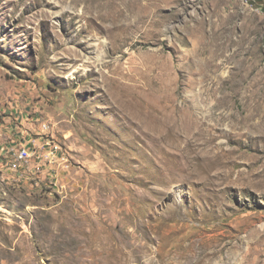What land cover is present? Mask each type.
Listing matches in <instances>:
<instances>
[{
    "label": "rangeland",
    "instance_id": "obj_1",
    "mask_svg": "<svg viewBox=\"0 0 264 264\" xmlns=\"http://www.w3.org/2000/svg\"><path fill=\"white\" fill-rule=\"evenodd\" d=\"M0 264H264V0H0Z\"/></svg>",
    "mask_w": 264,
    "mask_h": 264
},
{
    "label": "built area",
    "instance_id": "obj_2",
    "mask_svg": "<svg viewBox=\"0 0 264 264\" xmlns=\"http://www.w3.org/2000/svg\"><path fill=\"white\" fill-rule=\"evenodd\" d=\"M50 143H48L49 145ZM55 150V149H53ZM9 169L17 174V176H24L27 173L28 166V151L26 146L18 144L10 146ZM17 179V178H16Z\"/></svg>",
    "mask_w": 264,
    "mask_h": 264
},
{
    "label": "crops",
    "instance_id": "obj_3",
    "mask_svg": "<svg viewBox=\"0 0 264 264\" xmlns=\"http://www.w3.org/2000/svg\"><path fill=\"white\" fill-rule=\"evenodd\" d=\"M15 142V139H12L11 140V142L9 143V144H12V143H14ZM12 145H15V144H12ZM6 152H7V150H6ZM8 167H9V165H8ZM21 176H17V178L19 179Z\"/></svg>",
    "mask_w": 264,
    "mask_h": 264
},
{
    "label": "bare ground",
    "instance_id": "obj_4",
    "mask_svg": "<svg viewBox=\"0 0 264 264\" xmlns=\"http://www.w3.org/2000/svg\"><path fill=\"white\" fill-rule=\"evenodd\" d=\"M31 150V149H30ZM36 152V151H35ZM34 154V153H33ZM31 155V154H30ZM30 156H29V153H28V160H29Z\"/></svg>",
    "mask_w": 264,
    "mask_h": 264
}]
</instances>
